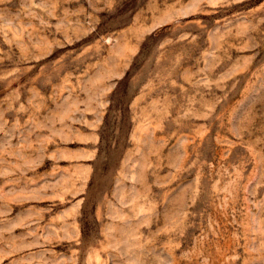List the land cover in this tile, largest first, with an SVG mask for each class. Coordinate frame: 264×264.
Instances as JSON below:
<instances>
[{
	"label": "rangeland",
	"instance_id": "obj_1",
	"mask_svg": "<svg viewBox=\"0 0 264 264\" xmlns=\"http://www.w3.org/2000/svg\"><path fill=\"white\" fill-rule=\"evenodd\" d=\"M0 264H264V0H0Z\"/></svg>",
	"mask_w": 264,
	"mask_h": 264
}]
</instances>
